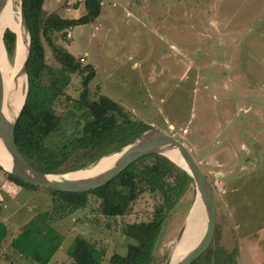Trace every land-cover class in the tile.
<instances>
[{"label":"rangeland","instance_id":"rangeland-1","mask_svg":"<svg viewBox=\"0 0 264 264\" xmlns=\"http://www.w3.org/2000/svg\"><path fill=\"white\" fill-rule=\"evenodd\" d=\"M18 7L16 0L17 17ZM44 10L64 19L86 13L83 0H45ZM52 40L82 67L93 66L92 100L109 97L132 120L174 135L192 152L217 205L211 250L196 264H264V0H103L94 23L54 33ZM43 43L46 63L64 91L56 106L62 123L47 140L58 148L81 130L75 100L85 75L63 68ZM5 172L0 171V217L6 220L0 264H77L75 249L89 244L104 252L100 264H110L114 253L123 255L137 242L123 235V227L150 221L162 203L159 193L146 192L126 216L108 218L89 196L85 208L56 215L53 227L64 236L57 253L25 244L18 252L22 228L55 204L48 191L7 183ZM194 198V191L186 194L168 215L156 263H165ZM250 245L259 248L251 251Z\"/></svg>","mask_w":264,"mask_h":264},{"label":"trees","instance_id":"trees-1","mask_svg":"<svg viewBox=\"0 0 264 264\" xmlns=\"http://www.w3.org/2000/svg\"><path fill=\"white\" fill-rule=\"evenodd\" d=\"M45 0H23L27 26L31 36L30 57L27 62L29 88L26 102L18 120L15 138L20 153L37 171L46 174H66L85 170L103 157L123 149L151 127L132 120L124 107L105 95L92 100L89 85L95 78L93 66H81L74 55L52 40L54 33L91 25L100 16L103 0H83L86 13L78 19H64L44 10ZM77 5V4H76ZM43 39L51 48L54 59L66 70L84 76L83 90L75 100L80 115L78 134L62 147L47 145L49 137L62 123L56 106L64 91L58 86L54 70L46 63ZM4 44L9 62L16 50V35L7 30ZM47 77L49 83H45ZM58 102V103H57ZM0 171H4L0 166ZM6 181L29 191H48L55 204L51 212H44L26 224L20 237L26 246H33L46 254L57 253L64 236L54 227L56 215L63 217L67 211L85 208L89 196L100 202L101 213L108 218L124 217L144 193H159V204L150 221L127 224L122 233L134 236L137 242L128 244L125 254L114 253L110 264H158L154 252L165 221L182 198L194 191L193 179L181 168L162 155L153 154L140 158L106 186L87 193L58 192L27 184L5 172ZM5 224L0 219V241H3ZM210 249L206 253L210 252ZM77 264H100L104 252L94 245L75 249ZM103 253V255H102ZM102 255V256H101ZM196 264V262L194 263Z\"/></svg>","mask_w":264,"mask_h":264},{"label":"water","instance_id":"water-1","mask_svg":"<svg viewBox=\"0 0 264 264\" xmlns=\"http://www.w3.org/2000/svg\"><path fill=\"white\" fill-rule=\"evenodd\" d=\"M8 1L9 0H0V16L6 8ZM17 1L19 2L18 15L24 27V36L26 38L21 68V73L25 76L26 81L24 94L18 93L13 95L12 98L14 103L8 107V114H6L3 100L4 81L0 69V142L2 143L3 150L0 149L2 151L1 156L5 160V163L0 162L2 169L21 181L36 187L51 189L58 192L87 193L106 186L140 158L153 154L162 155L176 166L183 169L193 179L195 192L192 207L175 238L169 244L167 259L164 264H194L207 252L214 238L217 225L216 197L208 177L202 171L190 149L174 135L151 128L120 151L100 159L91 169L96 170L105 158L121 154V157L116 162L111 165L109 164V166L106 165L98 168V172L91 177L79 179H63V176L77 173L82 170L66 174H46L39 172L34 169L20 153L16 144L15 130L28 95L29 79L27 75V62L30 57L31 36L27 26L23 0ZM7 30L15 33L11 29H6L0 39V55L3 53L5 57H7V54L4 44V35ZM15 35L17 43V34L15 33ZM19 102H21L22 105L20 104L21 106L18 108L17 105ZM172 152H176L182 158L185 166L180 163L176 157L170 154ZM5 165L8 167L10 166L11 170H8ZM197 217H202L200 221L206 224L205 235L199 244H197L186 256L178 258V251L182 239L187 233L189 234L190 226Z\"/></svg>","mask_w":264,"mask_h":264},{"label":"bare ground","instance_id":"bare-ground-1","mask_svg":"<svg viewBox=\"0 0 264 264\" xmlns=\"http://www.w3.org/2000/svg\"><path fill=\"white\" fill-rule=\"evenodd\" d=\"M16 0H9L8 4L6 5V8L4 9L2 15L0 16V39L3 36V33L6 29L10 28L17 34V43H16V50H15V57L14 61L11 64L7 60V57L4 56L2 53L0 55V69L3 76L4 81V90H3V100L5 105V113L8 114V107H10L13 103V95H16L18 93L24 94L25 92V81L26 78L21 73L22 68V61L24 57L25 52V46H26V38L24 36V27L21 23V20L19 17L15 15V6ZM17 14V13H16ZM1 45V40H0ZM21 102L18 103L17 107L19 108L21 105ZM0 148L2 149V143L0 142ZM1 149H0V162L5 163V160L1 156ZM3 150V149H2ZM176 159L180 161L184 166V161L182 158L176 153L172 152L170 153ZM121 157V154H116L111 156L110 158H105L98 168L104 167L106 165L109 166V164H113ZM8 170H11V167L5 165ZM93 167V166H92ZM97 168V169H98ZM93 170L90 168L79 171L77 173L73 174H67L63 176V179H79V178H87L95 175L98 171ZM101 170V169H100ZM99 170V171H100ZM202 217L195 218L190 226V232L187 233L184 236L183 244L180 247V250L178 251V258H183L186 256L199 242L203 239L206 231V224L202 221H200Z\"/></svg>","mask_w":264,"mask_h":264},{"label":"crops","instance_id":"crops-1","mask_svg":"<svg viewBox=\"0 0 264 264\" xmlns=\"http://www.w3.org/2000/svg\"><path fill=\"white\" fill-rule=\"evenodd\" d=\"M73 3H75V2H70L69 3V5H73ZM69 5L68 6H66V8H67V10H70V7H69ZM7 182V181H6ZM8 183V182H7ZM0 200H2V198H1V194H0ZM3 216V215H2ZM0 219H1V221L5 224L6 222V220H5V217L3 216V217H0ZM6 225V224H5ZM15 238V237H14ZM13 237H11L10 239H11V241L14 239ZM20 240V239H19ZM22 243V242H21ZM21 243H16L17 244V248H19V249H16L18 252H20L21 251V249H26V247H24V243L23 244H21ZM13 244H14V242H13ZM18 244H19V246H18ZM20 244H21V246H20ZM9 247H11V245H9ZM259 247H257V246H252V245H250L249 246V250H251V251H256L257 249H258ZM23 251V250H22ZM20 255H23L22 253L20 254ZM243 264H245V262L243 263Z\"/></svg>","mask_w":264,"mask_h":264}]
</instances>
